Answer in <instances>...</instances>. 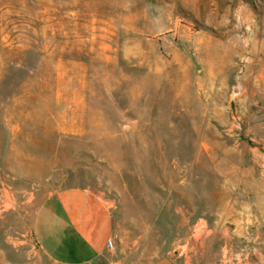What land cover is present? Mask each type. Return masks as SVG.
Instances as JSON below:
<instances>
[{
	"label": "rangeland",
	"instance_id": "rangeland-1",
	"mask_svg": "<svg viewBox=\"0 0 264 264\" xmlns=\"http://www.w3.org/2000/svg\"><path fill=\"white\" fill-rule=\"evenodd\" d=\"M263 44L264 0H0V264H52L37 209L84 186L125 264H264Z\"/></svg>",
	"mask_w": 264,
	"mask_h": 264
},
{
	"label": "crops",
	"instance_id": "crops-1",
	"mask_svg": "<svg viewBox=\"0 0 264 264\" xmlns=\"http://www.w3.org/2000/svg\"><path fill=\"white\" fill-rule=\"evenodd\" d=\"M260 52L264 55V44ZM71 97L65 129L79 134L86 128L87 106L80 93ZM118 227L115 202L92 186L66 187L50 194L35 216L37 243L52 264H125ZM111 239L112 250L107 247Z\"/></svg>",
	"mask_w": 264,
	"mask_h": 264
},
{
	"label": "water",
	"instance_id": "water-1",
	"mask_svg": "<svg viewBox=\"0 0 264 264\" xmlns=\"http://www.w3.org/2000/svg\"><path fill=\"white\" fill-rule=\"evenodd\" d=\"M156 264H174V263L171 262L168 258H162L159 261H157Z\"/></svg>",
	"mask_w": 264,
	"mask_h": 264
},
{
	"label": "built area",
	"instance_id": "built-area-1",
	"mask_svg": "<svg viewBox=\"0 0 264 264\" xmlns=\"http://www.w3.org/2000/svg\"><path fill=\"white\" fill-rule=\"evenodd\" d=\"M107 247H108V249H110V250L114 249V241H113V239H111V240H109V241L107 242Z\"/></svg>",
	"mask_w": 264,
	"mask_h": 264
}]
</instances>
